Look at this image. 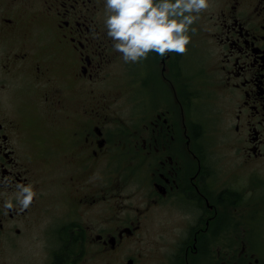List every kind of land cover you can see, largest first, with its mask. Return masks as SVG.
Instances as JSON below:
<instances>
[{
  "label": "flooded vegetation",
  "instance_id": "flooded-vegetation-1",
  "mask_svg": "<svg viewBox=\"0 0 264 264\" xmlns=\"http://www.w3.org/2000/svg\"><path fill=\"white\" fill-rule=\"evenodd\" d=\"M105 18L0 0V264H264V0H210L195 46L139 62Z\"/></svg>",
  "mask_w": 264,
  "mask_h": 264
},
{
  "label": "clouds",
  "instance_id": "clouds-1",
  "mask_svg": "<svg viewBox=\"0 0 264 264\" xmlns=\"http://www.w3.org/2000/svg\"><path fill=\"white\" fill-rule=\"evenodd\" d=\"M209 7L210 0H105L104 24L124 62H139L152 52L161 57L185 54L190 33L195 32L191 26ZM17 188L16 205L27 209L38 193L31 183ZM16 205L9 199L3 207L11 210Z\"/></svg>",
  "mask_w": 264,
  "mask_h": 264
},
{
  "label": "rangeland",
  "instance_id": "rangeland-1",
  "mask_svg": "<svg viewBox=\"0 0 264 264\" xmlns=\"http://www.w3.org/2000/svg\"><path fill=\"white\" fill-rule=\"evenodd\" d=\"M205 11H203L200 14V18L192 26L197 27V26L201 25ZM194 36L199 37L198 34H196V33L194 34ZM192 56H193L194 60L193 59L191 60L187 69L190 67V73L193 75V77H198V76H200L199 73L204 72V70L201 66L202 65L201 60H203L202 51L201 50L195 51L194 53H192ZM153 58H154V54L150 53L149 59L152 60Z\"/></svg>",
  "mask_w": 264,
  "mask_h": 264
}]
</instances>
